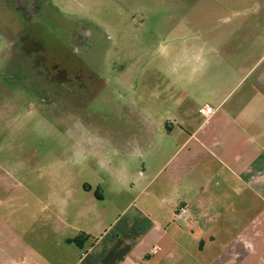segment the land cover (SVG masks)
<instances>
[{
	"label": "rangeland",
	"instance_id": "obj_1",
	"mask_svg": "<svg viewBox=\"0 0 264 264\" xmlns=\"http://www.w3.org/2000/svg\"><path fill=\"white\" fill-rule=\"evenodd\" d=\"M262 1L0 0V264L3 225L26 241L36 230L81 229V243H93L86 232L130 196L125 184L107 200L123 180L117 160L130 173L140 166L116 143L148 118L203 120L200 109L213 105L188 79L214 54L235 67L251 51L240 38L243 25L263 31ZM247 245L241 264H264V244Z\"/></svg>",
	"mask_w": 264,
	"mask_h": 264
},
{
	"label": "crops",
	"instance_id": "obj_2",
	"mask_svg": "<svg viewBox=\"0 0 264 264\" xmlns=\"http://www.w3.org/2000/svg\"><path fill=\"white\" fill-rule=\"evenodd\" d=\"M257 7L263 13L264 0ZM251 26L243 25L240 38L251 51L236 55L235 67L231 60L224 64L226 53L214 54L188 79L212 103L210 117L186 112L159 124L148 118L116 143L118 152L138 158L140 166L130 173L124 158L117 160L115 171L123 180H116L107 200H118L125 184L130 196L116 217L97 220V233L86 232L93 239L89 247L69 242L81 229L36 230L26 241L21 230L3 225V264H85L104 248L105 236L122 217L128 227L145 220L149 225L126 237L129 251L117 264L246 263L247 238H256L258 249L264 244V29L253 32ZM171 86L175 82L159 84ZM180 203L189 207L191 226L173 221Z\"/></svg>",
	"mask_w": 264,
	"mask_h": 264
},
{
	"label": "trees",
	"instance_id": "obj_3",
	"mask_svg": "<svg viewBox=\"0 0 264 264\" xmlns=\"http://www.w3.org/2000/svg\"><path fill=\"white\" fill-rule=\"evenodd\" d=\"M148 225L149 223L145 220L128 227L126 218L122 217L105 236L104 248L99 253L90 255L87 259H85V264H117L129 251L130 245L123 244L126 237H128L129 234H132L131 232L133 231H139V234H141ZM135 235H138V233ZM86 237L87 236L84 234H81L79 237L69 240V242L74 243L81 249L83 246L81 240Z\"/></svg>",
	"mask_w": 264,
	"mask_h": 264
},
{
	"label": "built area",
	"instance_id": "obj_4",
	"mask_svg": "<svg viewBox=\"0 0 264 264\" xmlns=\"http://www.w3.org/2000/svg\"><path fill=\"white\" fill-rule=\"evenodd\" d=\"M200 113L205 117H210L214 113V109L208 105H205L201 110ZM173 221H177L183 224L192 225L193 220L189 213V207L185 203H180L173 212ZM156 248H153L152 251H155ZM82 257H85V254H82Z\"/></svg>",
	"mask_w": 264,
	"mask_h": 264
}]
</instances>
